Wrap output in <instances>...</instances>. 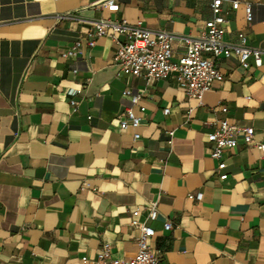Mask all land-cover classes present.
<instances>
[{
    "label": "crops",
    "instance_id": "obj_1",
    "mask_svg": "<svg viewBox=\"0 0 264 264\" xmlns=\"http://www.w3.org/2000/svg\"><path fill=\"white\" fill-rule=\"evenodd\" d=\"M102 1L0 0V264H82L105 243L113 258L130 259L133 211L144 221L152 202L150 246L161 264H264V0H237V10L224 0V40L243 33L262 65L219 57L224 80L201 101L172 76L118 75L117 45L99 37L89 47L87 32L99 19H127L197 36L211 0H116L118 11ZM78 39L81 50L62 57ZM172 49L175 59L185 53L180 39ZM79 89L73 112L69 92ZM125 89L141 95L138 105ZM129 107L142 121L122 130ZM222 119L254 129L250 143L239 137L225 150L226 180L207 141Z\"/></svg>",
    "mask_w": 264,
    "mask_h": 264
},
{
    "label": "built area",
    "instance_id": "obj_2",
    "mask_svg": "<svg viewBox=\"0 0 264 264\" xmlns=\"http://www.w3.org/2000/svg\"><path fill=\"white\" fill-rule=\"evenodd\" d=\"M224 0H211L212 19L208 20L205 29L197 36H181L167 31H152L144 27L141 20L134 23L127 19L111 20L99 19L92 23L87 32V45L93 47L96 38L108 37L116 45L114 63L119 67L118 75H131L144 77L147 81L167 79L172 76L189 98L201 101L209 92L214 83L224 80V74L219 70L216 60L219 57L229 59L235 56L242 68H249L250 61L255 67L262 65L261 51L247 46V38L243 33L238 34V43H228L224 40L226 17L223 10ZM102 6L110 11H118L119 4L116 0H103ZM241 6L237 0L233 1L232 9L237 10ZM246 21H253L251 4L243 5ZM180 39L185 46V53L180 58L173 56L172 42ZM81 39L62 53V57L75 56L82 48ZM76 72V70H74ZM82 90L69 92L72 111L78 109L77 95ZM123 96L130 100L132 106L141 101L140 94H134L130 89L123 91ZM139 110L145 112V107ZM222 111L227 112V107L222 106ZM169 113V108L164 109V114ZM142 118L134 113L132 107L125 111L124 119L120 122V128L126 130L129 127L138 128ZM254 129L239 127L230 123L227 119L217 122L215 128L208 134L207 141L211 144L210 157L218 161L217 171L220 179L226 180L225 172L227 164L223 160V154L227 149H234L238 145L239 137L244 143L252 141ZM134 137L139 138V134ZM264 157V144H256ZM201 198V195L198 196ZM193 198V196H190ZM147 215L144 221H139L137 216L140 209L133 211L130 221L132 227L139 231L136 238L137 252L130 259H118L111 256V245L105 243L95 258L82 257V264H161L160 255L150 246L151 239L155 236V229L151 223L158 217L157 203L152 202L147 206ZM164 230H170V222H165Z\"/></svg>",
    "mask_w": 264,
    "mask_h": 264
}]
</instances>
